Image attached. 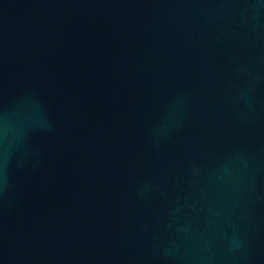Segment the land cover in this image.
Segmentation results:
<instances>
[{
  "label": "water",
  "instance_id": "obj_1",
  "mask_svg": "<svg viewBox=\"0 0 264 264\" xmlns=\"http://www.w3.org/2000/svg\"><path fill=\"white\" fill-rule=\"evenodd\" d=\"M0 264H264V0H0Z\"/></svg>",
  "mask_w": 264,
  "mask_h": 264
}]
</instances>
